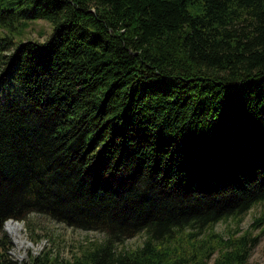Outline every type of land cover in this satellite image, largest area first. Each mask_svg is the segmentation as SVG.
Masks as SVG:
<instances>
[{"label":"trees","instance_id":"obj_1","mask_svg":"<svg viewBox=\"0 0 264 264\" xmlns=\"http://www.w3.org/2000/svg\"><path fill=\"white\" fill-rule=\"evenodd\" d=\"M40 19L46 40H25ZM0 62V91L19 88L0 95V264H247L264 0H0ZM31 213L105 237L20 262L3 227Z\"/></svg>","mask_w":264,"mask_h":264},{"label":"rangeland","instance_id":"obj_2","mask_svg":"<svg viewBox=\"0 0 264 264\" xmlns=\"http://www.w3.org/2000/svg\"><path fill=\"white\" fill-rule=\"evenodd\" d=\"M31 29L26 30L23 34V38L26 39H36L38 41H45L51 31V26L49 23L40 19L35 23H31ZM3 53H8V51H3ZM6 64L2 65L0 62V75L4 71ZM13 85V87H12ZM19 88L16 86L15 82L10 84L8 82L2 83L0 95H6L10 92H18ZM261 207L251 209L245 216L243 222L241 223L242 230L250 228L253 222L254 215L258 214ZM19 222L22 224L21 233L27 239L26 245H20L16 243L13 238L8 222ZM4 225V231L9 236L12 242V248L10 250V256L14 260L23 262L29 258V252L32 251L34 255H37L44 250L53 249L54 254L60 255L61 258L71 259L74 254L80 253L88 247L87 245L95 241L96 239H103L105 235L96 231H87L79 228H74L72 226L60 223L50 216L31 213L25 220L10 219ZM234 221L229 222H219L216 225L217 231L228 232L230 227H235ZM257 230L256 232H258ZM3 234L0 233V236ZM143 240L142 235H137L135 237L128 238L125 241V245L129 247H135L141 244ZM121 245V244H120ZM247 264H264V235L260 238L258 245L252 251L251 257Z\"/></svg>","mask_w":264,"mask_h":264},{"label":"bare ground","instance_id":"obj_3","mask_svg":"<svg viewBox=\"0 0 264 264\" xmlns=\"http://www.w3.org/2000/svg\"><path fill=\"white\" fill-rule=\"evenodd\" d=\"M8 227L9 230L13 236V238L15 239L16 243L20 244V245H26L27 244V239L26 237H24L21 233V229H22V224H20L19 222H13V221H9L8 222Z\"/></svg>","mask_w":264,"mask_h":264},{"label":"water","instance_id":"obj_4","mask_svg":"<svg viewBox=\"0 0 264 264\" xmlns=\"http://www.w3.org/2000/svg\"><path fill=\"white\" fill-rule=\"evenodd\" d=\"M9 221V220H8Z\"/></svg>","mask_w":264,"mask_h":264}]
</instances>
